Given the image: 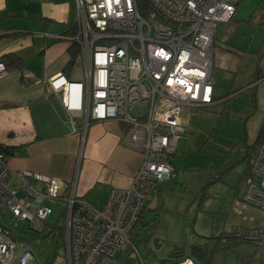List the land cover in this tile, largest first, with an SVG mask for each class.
Wrapping results in <instances>:
<instances>
[{
    "label": "built area",
    "instance_id": "2783aa9c",
    "mask_svg": "<svg viewBox=\"0 0 264 264\" xmlns=\"http://www.w3.org/2000/svg\"><path fill=\"white\" fill-rule=\"evenodd\" d=\"M75 1L72 33L62 38L78 48L83 77L69 81L57 73L45 82L67 112H84L86 121L123 123L126 144L142 161L130 186L111 190L101 209L73 193L63 200L66 263L120 264L122 252H136L131 239L145 203L171 178L185 132L182 112L214 104L212 40L239 0ZM6 75L0 62V80ZM23 78L33 77L24 72ZM134 107L140 108L135 115ZM14 181L17 189L11 188ZM61 187L52 177L11 171L0 151V264H41L14 233L19 223L42 233ZM242 200L264 212V145L249 166ZM233 238L262 246L264 227L236 228ZM165 264L197 263L186 257Z\"/></svg>",
    "mask_w": 264,
    "mask_h": 264
},
{
    "label": "rangeland",
    "instance_id": "374dc122",
    "mask_svg": "<svg viewBox=\"0 0 264 264\" xmlns=\"http://www.w3.org/2000/svg\"><path fill=\"white\" fill-rule=\"evenodd\" d=\"M224 26L241 54L237 74L213 76L216 94L224 95L234 79L243 89L212 106L184 110L188 124L177 143V180L166 182L161 195L145 203L131 239L136 252H122L120 264H165L179 251L190 257L194 244L204 251L197 264H264V245L233 238L236 228L264 227V212L242 200L245 173L264 126V0H240ZM75 74L82 79L81 68ZM11 188L17 189L16 181ZM64 210V202L53 204L42 233L31 232L25 223L15 232L41 264H67Z\"/></svg>",
    "mask_w": 264,
    "mask_h": 264
},
{
    "label": "crops",
    "instance_id": "0c3cea01",
    "mask_svg": "<svg viewBox=\"0 0 264 264\" xmlns=\"http://www.w3.org/2000/svg\"><path fill=\"white\" fill-rule=\"evenodd\" d=\"M75 17V0H0V62L6 55L20 61L19 70L6 69L7 75L0 80V147L11 151L6 155L11 171L55 178L62 184L60 201L73 193L101 209L111 190L130 186L142 157L127 146L123 123L86 121L84 112H67L45 82L57 73L80 81L75 72L82 67L78 58L69 64L71 45L62 38L72 33ZM227 24L217 25L212 40L214 103L243 89L234 79L227 83L224 95L216 94L215 73L234 76L239 70L241 52L233 46ZM24 72L33 78L24 79ZM176 156L166 186L177 180Z\"/></svg>",
    "mask_w": 264,
    "mask_h": 264
},
{
    "label": "trees",
    "instance_id": "16d2710c",
    "mask_svg": "<svg viewBox=\"0 0 264 264\" xmlns=\"http://www.w3.org/2000/svg\"><path fill=\"white\" fill-rule=\"evenodd\" d=\"M239 1H238V3H239ZM69 53H70V57H71L69 64L76 63V60L79 56L78 48L75 45H71V47L69 48ZM1 62L5 65L7 70H19V68H20L19 59H17L13 55H6V56L2 57ZM227 96L228 95H226L225 97H227ZM260 145H264V126H262L260 133H259V137L257 139V146L259 147ZM0 151H2L5 155H8L11 153L10 150L5 149V148H1V147H0ZM248 173H249V170H248L246 175H248ZM62 236L64 239V231L62 232ZM171 257H172L171 259H182V258H186L187 256H185L184 253H177V254L173 253Z\"/></svg>",
    "mask_w": 264,
    "mask_h": 264
},
{
    "label": "water",
    "instance_id": "95a60500",
    "mask_svg": "<svg viewBox=\"0 0 264 264\" xmlns=\"http://www.w3.org/2000/svg\"><path fill=\"white\" fill-rule=\"evenodd\" d=\"M144 109H145V107L142 108V110H144ZM139 110H140V108L134 107L133 110L131 111V114L135 115ZM189 256H190V258L199 262V261H202V259L204 257V251L202 250V248L200 246H197L194 244L189 248Z\"/></svg>",
    "mask_w": 264,
    "mask_h": 264
}]
</instances>
